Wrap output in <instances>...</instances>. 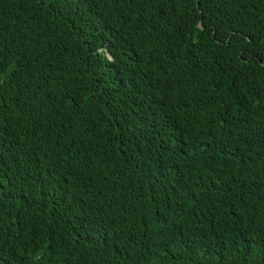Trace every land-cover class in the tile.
Returning <instances> with one entry per match:
<instances>
[{
  "label": "trees",
  "instance_id": "obj_1",
  "mask_svg": "<svg viewBox=\"0 0 264 264\" xmlns=\"http://www.w3.org/2000/svg\"><path fill=\"white\" fill-rule=\"evenodd\" d=\"M0 264H264V0H0Z\"/></svg>",
  "mask_w": 264,
  "mask_h": 264
}]
</instances>
